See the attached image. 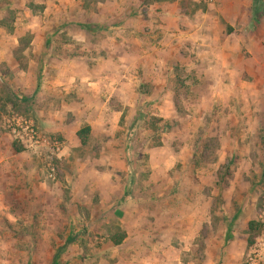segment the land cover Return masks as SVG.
Listing matches in <instances>:
<instances>
[{
    "label": "rangeland",
    "instance_id": "obj_1",
    "mask_svg": "<svg viewBox=\"0 0 264 264\" xmlns=\"http://www.w3.org/2000/svg\"><path fill=\"white\" fill-rule=\"evenodd\" d=\"M150 1L0 0V264H246L264 235V0L160 66Z\"/></svg>",
    "mask_w": 264,
    "mask_h": 264
},
{
    "label": "crops",
    "instance_id": "obj_2",
    "mask_svg": "<svg viewBox=\"0 0 264 264\" xmlns=\"http://www.w3.org/2000/svg\"><path fill=\"white\" fill-rule=\"evenodd\" d=\"M251 1L219 0L220 3L215 11L209 14H198L199 16L196 15V19L193 20L187 19L186 15L179 11L176 4L155 0L147 2L144 6L147 28L145 27L144 30L154 34V39L150 43L152 45L149 53L151 61L160 66L161 63H157L154 55L160 57V55H171L173 52L174 55L171 56L180 59L182 55L186 54L185 50L190 55H196L197 51L208 52L209 44H213V46L219 44V35L214 34L211 29L214 27L220 33V28L217 27L218 22L225 23L229 27L227 29L229 33L235 25H241L246 29L251 21ZM126 10L127 8L125 11L121 9L124 13ZM194 57L191 56L189 59L192 60ZM185 59L187 58L185 57ZM33 75L38 77V70Z\"/></svg>",
    "mask_w": 264,
    "mask_h": 264
},
{
    "label": "built area",
    "instance_id": "obj_3",
    "mask_svg": "<svg viewBox=\"0 0 264 264\" xmlns=\"http://www.w3.org/2000/svg\"><path fill=\"white\" fill-rule=\"evenodd\" d=\"M196 3H211L212 0H192ZM10 136L25 148H34L38 142L33 127L25 120L20 118H8L3 120ZM35 144V145H33ZM33 145V146H32ZM31 148V149H32ZM34 150V149H33ZM35 152V151H34ZM246 264H264V235L257 237L250 246Z\"/></svg>",
    "mask_w": 264,
    "mask_h": 264
},
{
    "label": "trees",
    "instance_id": "obj_4",
    "mask_svg": "<svg viewBox=\"0 0 264 264\" xmlns=\"http://www.w3.org/2000/svg\"><path fill=\"white\" fill-rule=\"evenodd\" d=\"M88 132H89V127H84L76 132V137L78 138L81 144H84L86 142ZM12 148L15 152L20 151L19 148L17 147L13 146ZM258 226L260 227V225ZM255 227H256V223H254L253 221H249L246 225L247 244H251L253 242V232L256 229ZM121 240H122V237L119 236L113 239L112 243L113 245H118L121 242Z\"/></svg>",
    "mask_w": 264,
    "mask_h": 264
}]
</instances>
